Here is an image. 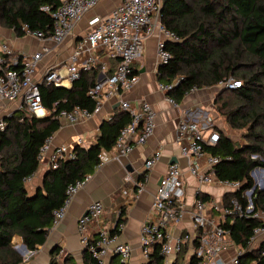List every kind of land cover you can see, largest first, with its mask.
<instances>
[{"label": "trees", "instance_id": "trees-1", "mask_svg": "<svg viewBox=\"0 0 264 264\" xmlns=\"http://www.w3.org/2000/svg\"><path fill=\"white\" fill-rule=\"evenodd\" d=\"M61 2L0 0V26L12 29L19 37L26 35L24 25L31 31L52 33L54 18L42 7L56 9ZM160 20L181 38L166 42L171 58L157 72L164 85L179 79L177 85L165 90L175 103H180L193 88L216 86L230 77L242 82L235 89L221 87L214 104L229 130H219V141L205 145L204 149L220 157L214 166L220 180L242 183L241 188L224 193L223 204L232 206L236 199L245 208L248 202L243 192L254 185L250 172L257 166L264 167V0H162ZM113 72L107 70V74ZM99 73L97 64L82 70L71 87L42 84V103L50 111L48 115L38 117L23 104L6 118L8 126L0 133V264H26L13 243L15 236L22 238L29 251L48 241L54 226L53 212L63 207L68 186L96 171L99 154L110 151L121 129L131 122L127 111L116 110L102 122L95 142L87 147L76 145L75 158L61 160L57 168H49L42 185L30 193L27 180L39 169L41 147L61 127L58 113L77 106L93 111L96 101L88 92ZM232 131H242V140H235ZM144 176L145 173L140 178ZM200 196L206 201L210 199L208 194ZM253 202L257 208H264V190L253 197ZM124 212L121 210L111 234L119 233L118 225L125 221ZM220 222L234 244L247 249L245 264H264V243L248 250L250 237L260 225L258 219L235 214ZM196 245L197 240L190 246L184 245L169 259L156 245L143 264H199L191 253V247ZM50 255L49 264H78L70 254L61 255L60 245H55ZM82 264L98 262L85 250Z\"/></svg>", "mask_w": 264, "mask_h": 264}, {"label": "built area", "instance_id": "built-area-1", "mask_svg": "<svg viewBox=\"0 0 264 264\" xmlns=\"http://www.w3.org/2000/svg\"><path fill=\"white\" fill-rule=\"evenodd\" d=\"M100 1L62 0L56 9H51L48 5L43 6L42 10L49 12L54 18L52 33L31 31L27 25L23 27L26 35L38 38L43 43L36 52L21 54L7 43L1 42L0 100L4 102L20 101L19 108L25 104L38 117L48 115L50 111L42 103L40 86L53 84L60 87L65 85V81L72 84L80 77L82 70H90L98 64L100 65L99 77L88 92L91 98L96 101L95 109L89 111L77 106L71 111H60L57 117L61 120V126L63 121L79 122L98 112L104 97L113 99L116 104H119L120 110L127 111L131 116V122L121 129L117 141L111 149L115 151L117 157H122L128 154L134 146L145 144L156 129V111L152 104L146 100L134 103L125 97V94L139 82V76L134 73V64L143 55L145 40L153 36L157 30L160 31L161 37L157 42L158 65L160 66L168 63L171 58V52L166 48V42L168 40L179 41L181 38L161 23L162 0H120L108 14H97L90 18L85 33L72 48L64 72L60 67L48 66L40 75H37L38 63L50 50V44L62 45L67 40H74L78 22ZM98 51H104L109 60H118L112 74H107L108 62L99 61ZM178 82L179 79L172 85L160 83L159 87L165 91L172 88L173 85H177ZM217 85L235 89L240 87L242 82L230 77L227 80H221ZM7 126L6 118H0V133L5 131ZM219 139V130L204 128L196 121L182 120L177 128L176 143L179 145L181 153L191 160L189 170L197 178L198 184L202 186L203 184L217 183L225 187L227 191H234L241 188L242 183L220 180L214 169L215 164L220 161V157L212 155L204 149L205 145H215ZM51 141L52 136L46 140L39 154L42 159L47 152H50L49 168H57L61 160L75 158V146L84 144V140L78 138L75 146L60 144L53 147ZM110 151H102L99 154V163L96 169L110 160L112 157ZM205 155H207L210 172H203L196 163ZM252 157H257V155L253 154ZM160 158L161 151H154L145 160V168L152 169ZM255 172L261 183L258 182ZM90 177L91 175H88L83 180L68 186L67 199L63 207L53 212L54 225L64 216L71 198ZM252 178L257 182V187L253 193V186L243 192V196L248 202L245 208L236 199L232 200V206L224 205L222 199L208 202L200 196L203 192L199 188L195 193L190 212L196 231L193 233L181 230L173 234L168 230V227L182 222L186 215L187 202L185 200L184 172L179 163H170L166 173L162 176L161 183L156 188L151 206L153 218L141 226L140 245L145 262L156 245H160L162 254L169 259L182 251L184 245L189 244L190 246L194 240H197V245L191 247V253L199 259V264H245L243 257L246 253L242 251L236 250L228 259L223 257V253L234 242L220 221L227 215L235 214L258 219L260 225L254 229L250 237L248 250H253L254 246L257 248L264 243V208H257L253 202L256 191L264 185V167H255ZM135 183V192L138 194L143 192L144 181L137 180ZM214 211L219 212L218 218L214 216ZM103 213V203L94 200L89 204L86 213L79 216L78 227L81 243L98 264H113L110 261V257L113 255L118 257V264H128L133 248L129 243L121 241L118 234H111L109 229L104 226ZM123 228L124 223L120 222L118 229L122 230ZM251 247L253 249H250ZM262 253L264 255V250Z\"/></svg>", "mask_w": 264, "mask_h": 264}, {"label": "crops", "instance_id": "crops-1", "mask_svg": "<svg viewBox=\"0 0 264 264\" xmlns=\"http://www.w3.org/2000/svg\"><path fill=\"white\" fill-rule=\"evenodd\" d=\"M120 0H101L95 7L90 9L78 22L74 40H67L62 45L50 44V50L44 54L37 66V75H40L48 66H57L66 70L65 64L72 52L77 40L85 33L88 21L94 15H106ZM161 33L157 30L153 36L147 38L144 44V51L141 58L134 64V73L139 76L138 84L125 97L134 103L146 100L150 102L156 111V129L154 134L145 144L136 145L126 155L117 157L114 150L110 160L105 162L91 175L86 184L80 188L71 198L64 216L50 230L48 241L31 251L32 260L26 264H49L51 251L55 245L61 246V255L70 254L76 262H82L85 248L81 243V236L78 227V218L87 211L89 204L99 200L104 205L102 222L111 232L118 221L121 210H124V228L119 231V239L132 246V255L128 264H143L145 259L140 245L141 226L147 220L153 218L152 202L160 178L166 173L168 165L173 161L179 163L185 176V200L187 202L186 215L179 224L170 225L168 230L173 234L181 230L195 232L191 220L192 204L195 193L200 188L204 194H208V202L221 200L227 191L225 187L217 183L198 184L197 178L190 173L191 160L183 155L179 145L176 143V133L179 123L182 120L196 121L204 128L228 132L229 124L219 114L215 107V98L221 87L193 88L180 103L171 100L166 92L161 90L158 80V56L157 42ZM7 43L21 54L36 52L43 44L38 38L31 35L19 37L12 29L0 26V43ZM99 61H107L108 69L113 72L118 60L108 59L104 51H98ZM67 88L71 87L70 82L65 81ZM20 106V101L4 102L0 100V118H7L15 113ZM120 110L113 99L104 97L101 101V108L79 122L63 121L60 129L52 136L51 146L65 144L75 146L78 138L84 140L83 146H89L96 141L100 133V127L104 120L110 119L115 111ZM233 137V136H232ZM234 138V137H233ZM52 147V148H53ZM156 150L161 151L160 160L152 169L145 168V160ZM50 152H47L40 159V166L37 172L27 180V187L30 193L42 185L44 176L49 169ZM203 172H210L207 162V155L196 162ZM145 173V176H140ZM258 177V174L255 172ZM144 181V190L136 193V181ZM260 182V180H258ZM218 218L219 212H213ZM94 227V226H93ZM14 244H23L20 236L13 238ZM18 246V245H17ZM241 251V247L235 244L230 245L223 253L228 259L235 251ZM246 253V251H245ZM113 264H118V257H110Z\"/></svg>", "mask_w": 264, "mask_h": 264}, {"label": "rangeland", "instance_id": "rangeland-1", "mask_svg": "<svg viewBox=\"0 0 264 264\" xmlns=\"http://www.w3.org/2000/svg\"><path fill=\"white\" fill-rule=\"evenodd\" d=\"M241 133H242V131H232V135H233V137H234V139L235 140H239V141H241L242 139H241ZM254 180V179H253ZM257 180H259V178L257 179ZM254 182H255V180H254ZM259 182V181H258ZM217 201H219V200H217ZM16 240V239H15ZM14 239H13V243H14V241H15ZM17 243V242H16ZM15 243V244H16ZM18 245V247H20V244H17ZM16 245V246H17ZM254 248H256L255 246H254ZM250 249H253V247H251ZM241 251L242 252H245V251H247V249H243V248H241ZM31 252H29V251H23V253H22V256L24 257V259H25V261H26V263L27 262H29L30 260H32V258H33V256H32V254H30ZM182 255H184V254H181V256ZM187 256V255H186ZM186 256L184 255V257L186 258ZM59 259H61V258H59ZM78 264H82V262H78Z\"/></svg>", "mask_w": 264, "mask_h": 264}, {"label": "water", "instance_id": "water-1", "mask_svg": "<svg viewBox=\"0 0 264 264\" xmlns=\"http://www.w3.org/2000/svg\"><path fill=\"white\" fill-rule=\"evenodd\" d=\"M60 87H64V88H65L66 86L62 85V86H60ZM227 89H229V88H227ZM118 105H119V104L117 103L116 106H118ZM172 162H173V161H172ZM172 162H171V163H172ZM254 170H255V168L252 169L251 172H250V174H251L252 177H253ZM161 179H162V178H160L158 184L161 183ZM256 187H257V182H255L254 185H253V187H252V193L255 192ZM262 190H264V185H262V186H260V187L258 188V190L256 191V195L258 194L259 191H262ZM252 193H251V194H252ZM85 213H86V212H85ZM16 249H17V251H18L20 254H22L23 251H29V250L27 249V247H26L25 244H22V248L16 246ZM29 252H31V251H29Z\"/></svg>", "mask_w": 264, "mask_h": 264}, {"label": "bare ground", "instance_id": "bare-ground-1", "mask_svg": "<svg viewBox=\"0 0 264 264\" xmlns=\"http://www.w3.org/2000/svg\"><path fill=\"white\" fill-rule=\"evenodd\" d=\"M259 183H261V182H259ZM20 248H22V245H20Z\"/></svg>", "mask_w": 264, "mask_h": 264}]
</instances>
